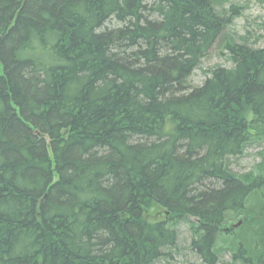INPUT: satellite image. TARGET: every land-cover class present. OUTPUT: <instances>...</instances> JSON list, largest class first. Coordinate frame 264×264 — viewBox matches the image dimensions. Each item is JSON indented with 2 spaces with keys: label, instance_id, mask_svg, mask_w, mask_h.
<instances>
[{
  "label": "trees",
  "instance_id": "16d2710c",
  "mask_svg": "<svg viewBox=\"0 0 264 264\" xmlns=\"http://www.w3.org/2000/svg\"><path fill=\"white\" fill-rule=\"evenodd\" d=\"M232 1L0 0V264H154L188 218L204 264H264V154L232 170L264 46L227 38Z\"/></svg>",
  "mask_w": 264,
  "mask_h": 264
},
{
  "label": "rangeland",
  "instance_id": "374dc122",
  "mask_svg": "<svg viewBox=\"0 0 264 264\" xmlns=\"http://www.w3.org/2000/svg\"><path fill=\"white\" fill-rule=\"evenodd\" d=\"M241 11V15L237 16L234 23L229 27L225 35L232 38L238 43H247L253 48H262L264 46V0H233ZM228 4L227 6H229ZM224 39L219 41L209 55L203 60L200 68H198L190 78L192 87H199L203 84L206 72L216 67L231 68L232 62L226 53ZM264 154V142L254 143L250 145L244 155L240 158L233 159L232 170L239 175L249 172H256ZM196 221L194 218H188L182 222L177 228L179 239L177 245L167 251V256L154 264H204L201 259L191 249L192 242V226L191 223ZM242 221L237 222L231 228L238 230L236 227ZM241 226V225H240ZM229 229L224 231L227 232ZM223 238V237H222ZM221 238V239H222ZM225 240L218 244L220 250L226 249ZM222 253V252H221ZM220 264H232L230 253H223Z\"/></svg>",
  "mask_w": 264,
  "mask_h": 264
},
{
  "label": "water",
  "instance_id": "95a60500",
  "mask_svg": "<svg viewBox=\"0 0 264 264\" xmlns=\"http://www.w3.org/2000/svg\"><path fill=\"white\" fill-rule=\"evenodd\" d=\"M242 223V222H241ZM241 224L237 225L236 227L240 226Z\"/></svg>",
  "mask_w": 264,
  "mask_h": 264
}]
</instances>
